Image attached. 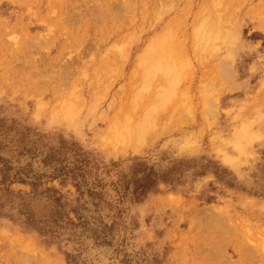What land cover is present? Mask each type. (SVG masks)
Here are the masks:
<instances>
[{"label": "rangeland", "instance_id": "374dc122", "mask_svg": "<svg viewBox=\"0 0 264 264\" xmlns=\"http://www.w3.org/2000/svg\"><path fill=\"white\" fill-rule=\"evenodd\" d=\"M0 264H264V0H0Z\"/></svg>", "mask_w": 264, "mask_h": 264}, {"label": "bare ground", "instance_id": "6f19581e", "mask_svg": "<svg viewBox=\"0 0 264 264\" xmlns=\"http://www.w3.org/2000/svg\"><path fill=\"white\" fill-rule=\"evenodd\" d=\"M202 42H203V41H202ZM208 44H209V43H208ZM151 55L153 56L154 54H151ZM155 56H156V55H155ZM148 57H149V56H148ZM153 58H154V57H153ZM160 65H161V64H160ZM165 65H166V64H165ZM221 67H222V66H221ZM223 67H224V66H223ZM224 72H225V71H224ZM224 72H221V73H224ZM229 74H230V73H229ZM225 75H226V74H225ZM226 76H227V75H226ZM137 122H138V121H137ZM139 122H140V121H139ZM135 123H136V122H135ZM135 123H134V125H135ZM126 124H127V123H126ZM129 125H130V124H129ZM132 125H133V124H132ZM127 126H128V125H127ZM138 126H139V125H138ZM138 126H137L136 128H140V127H141V126H139V127H138ZM138 130H139V129H138ZM119 131H120V130H119ZM140 131H141V130H140ZM109 132H110V131H109ZM132 132H133V130H132ZM119 134L122 135L120 132H119ZM136 134H137V132H136ZM136 134H134V135H136ZM127 135H128V134H127ZM132 135H133V133H132ZM134 135H133V136H134ZM128 136H129V135H128ZM128 136H126V138H127ZM133 136H132V137H133ZM133 138H135V137H133ZM133 138H132V139H133ZM127 139H129V138H127ZM136 139H137V138H136ZM137 141H139V140H137Z\"/></svg>", "mask_w": 264, "mask_h": 264}]
</instances>
